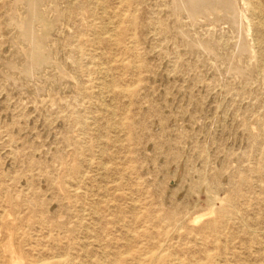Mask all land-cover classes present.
Here are the masks:
<instances>
[{
  "label": "rangeland",
  "instance_id": "374dc122",
  "mask_svg": "<svg viewBox=\"0 0 264 264\" xmlns=\"http://www.w3.org/2000/svg\"><path fill=\"white\" fill-rule=\"evenodd\" d=\"M181 1L0 0V264H264V0Z\"/></svg>",
  "mask_w": 264,
  "mask_h": 264
},
{
  "label": "bare ground",
  "instance_id": "6f19581e",
  "mask_svg": "<svg viewBox=\"0 0 264 264\" xmlns=\"http://www.w3.org/2000/svg\"><path fill=\"white\" fill-rule=\"evenodd\" d=\"M180 1V0H179ZM211 0H182L181 1V4L183 3V6L185 7V10H186V13L188 12V14L189 15H191V16H197L198 14H201L202 12H203V10L201 9V7H202V5H204V4H206L207 2H210ZM215 1V0H214ZM219 1V0H218ZM221 1H224V0H221ZM229 1V0H228ZM234 2L233 0H230V2ZM217 2V1H216ZM180 3V2H179ZM220 3V2H219ZM235 3V2H234ZM214 2L212 3V5H213V7H214ZM221 4H223V2L221 3ZM232 4V3H231ZM259 4V3H258ZM180 5V4H179ZM201 5V6H200ZM229 5H230V3H229ZM181 7H182V5H180ZM216 6V5H215ZM217 6H219L218 4H217ZM222 6V5H221ZM221 6H219V7H221ZM233 6H234V4H233ZM212 7V8H213ZM225 7V6H224ZM237 7V6H236ZM204 8V7H203ZM215 8V7H214ZM231 9V8H230ZM232 9H233V7H232ZM182 10V9H181ZM207 10V9H206ZM221 10H224L225 11V9L224 8H222ZM35 11V10H34ZM183 11H184V9H183ZM208 11V10H207ZM217 11H218V9H217ZM205 13H204V15L205 14H207L208 12H206V11H204ZM237 12V11H236ZM235 12V13H236ZM212 13H214V11L212 12ZM237 13H239V12H237ZM187 14V15H188ZM237 15V14H236ZM233 16V15H232ZM37 17V16H36ZM221 17V16H220ZM36 21V20H35ZM240 22V21H239ZM108 25V24H107ZM111 25V24H110ZM263 26V25H262ZM41 46V45H40ZM39 46V47H40Z\"/></svg>",
  "mask_w": 264,
  "mask_h": 264
}]
</instances>
